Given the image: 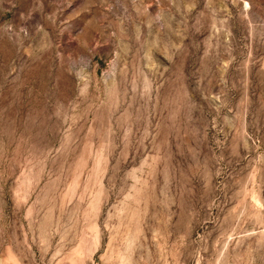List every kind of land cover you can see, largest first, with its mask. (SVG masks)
Segmentation results:
<instances>
[{
  "label": "rangeland",
  "instance_id": "1",
  "mask_svg": "<svg viewBox=\"0 0 264 264\" xmlns=\"http://www.w3.org/2000/svg\"><path fill=\"white\" fill-rule=\"evenodd\" d=\"M0 264H264V0H0Z\"/></svg>",
  "mask_w": 264,
  "mask_h": 264
}]
</instances>
